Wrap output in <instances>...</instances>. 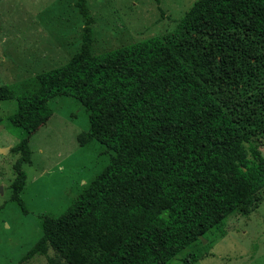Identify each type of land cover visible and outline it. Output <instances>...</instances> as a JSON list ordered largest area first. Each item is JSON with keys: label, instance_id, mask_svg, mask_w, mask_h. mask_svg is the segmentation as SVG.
Wrapping results in <instances>:
<instances>
[{"label": "trees", "instance_id": "obj_1", "mask_svg": "<svg viewBox=\"0 0 264 264\" xmlns=\"http://www.w3.org/2000/svg\"><path fill=\"white\" fill-rule=\"evenodd\" d=\"M77 6L81 42L67 62L0 86V101L16 98L9 124L21 131L11 199L23 208L29 138L56 95L88 112L79 144L114 154L65 212L42 216L18 264L50 248L66 264H166L264 198V0H195L172 39L99 54L86 0Z\"/></svg>", "mask_w": 264, "mask_h": 264}, {"label": "rangeland", "instance_id": "obj_2", "mask_svg": "<svg viewBox=\"0 0 264 264\" xmlns=\"http://www.w3.org/2000/svg\"><path fill=\"white\" fill-rule=\"evenodd\" d=\"M195 0H86L93 16L95 54L151 36L172 39ZM83 18L77 0H0V86L18 85L58 67L79 48ZM52 114L29 138L23 208L11 199L15 179L11 152L21 131L10 126L17 101H0V264H18L42 234V216H59L110 162L113 150L90 140L88 112L69 95H56ZM264 156V144L261 147ZM28 264H66L53 249ZM166 264H264V198L247 214L233 213L208 229Z\"/></svg>", "mask_w": 264, "mask_h": 264}, {"label": "water", "instance_id": "obj_3", "mask_svg": "<svg viewBox=\"0 0 264 264\" xmlns=\"http://www.w3.org/2000/svg\"><path fill=\"white\" fill-rule=\"evenodd\" d=\"M9 149H10L9 147H7V148H0V153H3L5 151H8Z\"/></svg>", "mask_w": 264, "mask_h": 264}]
</instances>
